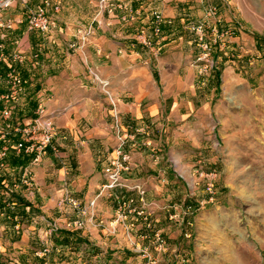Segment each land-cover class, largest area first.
<instances>
[{
	"label": "rangeland",
	"instance_id": "rangeland-1",
	"mask_svg": "<svg viewBox=\"0 0 264 264\" xmlns=\"http://www.w3.org/2000/svg\"><path fill=\"white\" fill-rule=\"evenodd\" d=\"M203 1L204 10L207 5L216 6L210 0ZM217 2L220 5L216 6L210 22L216 21L220 28L231 30L234 35L219 37L224 46L213 47L210 58L215 61L214 68L210 70V67L195 63L199 49L190 29L202 20L204 11L202 18L188 29L194 41L192 46L187 45V56L165 65L167 75L178 76H169L176 84L179 79L184 84L187 69L192 71L191 78L187 79L191 88L187 90L186 86H181L184 92L178 96L179 101L192 102V107L187 108V112L169 107L162 109L159 118L145 125L143 130L142 127L125 128L124 137L119 135L118 145L112 150L114 157L110 163L102 164V182L94 198L85 206L65 190L61 200L47 212L44 208L29 212L23 224L17 223L18 227L13 229L20 233L30 232L33 249L23 252L18 260L10 255L13 250L5 248V255L0 254V264H16L14 259L20 264L22 260L25 264H147L149 260L152 264H264V0ZM14 6L1 14L14 15ZM228 7L231 9L226 18L222 10H229ZM153 12L134 13L133 19L127 21L120 19L122 14H113L127 25L141 17L130 41L132 48L141 45L136 37L138 31L150 33ZM27 15L26 27H22L25 21L18 24L14 37L18 43H28L29 49L22 51V46L15 44L10 46L12 50L4 48L7 54L22 55L24 60L20 64H24L25 58L30 60L29 64L34 63V54L30 55L31 40L59 39L62 38L60 33H65L56 26L47 33L31 31ZM99 29L100 26L95 30ZM91 32L89 29L83 31L86 36ZM78 33L80 31H75V35L79 36ZM152 40L154 45L150 48L141 46L157 58L162 53L157 43L161 35ZM75 47L71 44L67 49ZM173 50L180 56V47ZM16 73L24 80L30 75L27 83L29 89L34 88L31 71L26 70V75ZM215 76L219 85H216ZM154 77L158 80L156 75ZM96 81L101 84L104 96L112 102L114 97L108 89L109 83L98 78ZM159 83L163 100L166 86L160 78ZM0 91L5 92L6 86L1 85ZM21 101L20 98L11 105L10 121L16 125H26L33 117L26 116L30 111H25L26 103ZM0 105L3 127L1 102ZM113 118L118 130V113ZM51 124L54 127L52 147L57 152L55 141L65 139V135ZM8 131L5 138H0L6 146L17 139V135ZM115 161L121 164L119 180L113 188L104 189L105 170H112ZM54 182L57 183L50 184ZM46 185L49 187L48 183ZM47 189L44 187L40 194ZM66 194L74 199L73 204L63 202ZM27 195L32 201L38 196L35 184ZM99 198L112 209L113 215L107 221L109 235L106 236H110L109 241L116 238V245L107 252H89L75 233L83 229L89 213H93V221H97L95 224L103 231V220L100 223L101 217H96L97 211H94ZM90 202H94V207H89ZM79 209H86L88 215L80 216ZM77 221L82 225L78 226ZM99 235L102 237L100 232ZM119 240L122 244H118Z\"/></svg>",
	"mask_w": 264,
	"mask_h": 264
},
{
	"label": "crops",
	"instance_id": "crops-1",
	"mask_svg": "<svg viewBox=\"0 0 264 264\" xmlns=\"http://www.w3.org/2000/svg\"><path fill=\"white\" fill-rule=\"evenodd\" d=\"M42 1L15 0L13 3L15 14L7 16L3 13L4 19L9 21L11 28L4 27L0 30V45L3 47L0 49V54L7 55V60L0 59V72L4 74L11 70L14 73L24 72L26 75L28 70L33 77V89H29L30 84L27 83L30 75L27 74L25 80L22 78L24 92L21 102L26 103L25 111H30L26 112V116L32 117L37 106L42 105L46 119L59 129L60 134L65 135V139L55 141L57 152L49 150L36 167H30L34 178L33 184L38 194L35 200L32 201L28 197L26 189L22 186L14 187L16 180L14 181L13 178L17 177L20 181L28 164L17 171L6 164L0 169V178L3 179L0 183L2 203L8 199L11 190L18 191L20 196L30 203L32 211H26L29 207H26L25 211L31 213L35 208L41 210L44 208L47 212L61 200L65 190L86 206L97 194L102 182L100 173L102 164L110 163L114 157L115 153L112 150L118 145L119 135L124 137L127 131L125 128L129 127L132 130V127L134 129L142 127L143 130L145 125L153 124L155 118H159L162 109L169 107L175 111L182 109V112H187V108L192 107V102L178 100V96L184 92L180 87L186 86L189 90L192 86L187 84L192 71L187 69L184 84L180 79L176 84L169 76L171 78L178 76L174 73L167 75L165 65L175 62V58L181 60L187 56V45L192 46L194 41L188 29L192 23L202 18L205 7L203 0H110L128 5L137 14L149 11L162 14L164 23L161 40L157 42L162 53L156 58L141 45L133 48L130 45L141 17H136L134 23L127 25L114 17L115 14L101 11L98 8L99 0H51L52 3L59 5L57 13L50 11L56 29L65 33H60L62 38L57 39L54 36L55 38L49 41L44 37L30 39V55L34 54L32 55V63H34L29 64L30 60L25 58L24 64H20L24 57L21 62H16L12 60L13 54L4 51L12 50L10 46L13 44L17 47L22 46L20 49L22 51L29 49L28 43L25 45L24 42L15 41V30L19 28L18 24L26 20V14L39 7ZM210 1L217 7L220 5L217 0ZM234 2L235 0L231 2L229 0L230 4ZM228 9L222 10L226 18L231 8ZM115 13L124 15L121 11ZM3 15L0 14L1 17ZM96 25L100 26L97 31ZM22 27H26V21ZM87 29L92 31L88 36L83 33ZM75 31H80L78 33L80 35H75ZM71 44L76 45L75 49H67ZM174 47H180V56L174 53ZM29 66L32 69L25 68ZM171 68L173 70L174 66ZM224 75L227 77V72ZM96 78L109 83L108 89L114 97L112 102L104 96V90L101 84L97 83ZM159 78L166 86L163 100L160 99ZM115 113H118L119 118L118 130L115 128L116 123L113 118ZM186 119L187 117L184 120ZM1 127L2 125L0 130ZM136 139L140 138L136 137ZM2 144L0 140V145ZM52 181L57 183L51 185ZM44 187L49 189L40 194V190ZM8 207L9 205L5 204L0 208V254L5 255L3 250L7 248L13 250L10 255L19 260L23 252L28 250L31 252L33 242L30 240V232L14 231V226H11L12 220H8L6 216ZM95 208L96 217H101L100 220H103V231L95 224L97 221L89 218L83 229L76 232L75 236L79 238V242L83 241L84 245H87V251L107 252L108 248L111 250L116 245L114 244L116 238L109 241L110 236H106L109 235L107 221L112 217L113 212L101 198L97 200ZM19 224L22 225L23 222ZM60 234L62 236L63 232ZM122 242L119 240L118 244ZM18 260L14 259L16 264H20ZM21 262L25 264L23 260Z\"/></svg>",
	"mask_w": 264,
	"mask_h": 264
},
{
	"label": "built area",
	"instance_id": "built-area-1",
	"mask_svg": "<svg viewBox=\"0 0 264 264\" xmlns=\"http://www.w3.org/2000/svg\"><path fill=\"white\" fill-rule=\"evenodd\" d=\"M14 1L15 0H0V14L2 11L10 8ZM98 8L101 11H105L107 14H114L116 11H121L124 15H122L120 19L123 21H127L129 18L133 19L134 17L133 10L128 5L121 2L99 0ZM216 8V6L211 7V5H207L202 20L195 25H190V30L195 35L196 46L199 49V54L196 57L195 63L205 65L207 68L210 67V70L215 66L214 59L212 57L210 58L213 47L216 45L224 46V43H222V40L219 39V37L229 38L234 35L231 30L220 28L216 21L214 23L210 22L209 18L214 15ZM51 10L53 13H57L59 11V5L57 3H52L51 0H43L39 7L30 11L27 15V25L29 30L38 33L49 32L55 26V21L50 13ZM1 19L2 17L0 16V30L4 27L10 29L9 21H3ZM163 23L164 18L162 15L154 11L152 14L150 33H147L144 30L138 31L136 37H138L137 40H140V44L146 48L153 46L154 43L152 37H160ZM207 35L210 36L209 39H207ZM0 49H2L1 45ZM11 57L13 61H22V56L20 54H13ZM0 59L7 60V57L5 54L1 53ZM1 85L6 86V91L0 92V102L3 105L1 115L5 121V124L2 127L3 132L5 131V133L1 132L0 138H5V135L9 132L8 130H10L14 135H17V140L7 146L5 144L0 145V169L5 166L2 159L9 148H11L16 154L22 153L26 156H30L29 163L24 170L23 176L19 183L14 185V187H17V185L22 186L28 191L33 185V177L30 172V167L37 166L49 150L54 151V147H52L54 127L51 122L46 119L44 114L45 110L42 105L37 106L34 115L28 124L16 125L12 123L10 121L12 116L11 105L16 104L20 100L24 92V83L18 74L9 70L4 74L0 72V87ZM120 168L121 164L116 162L112 170H105L106 183L103 185L104 189H111L116 185L119 180L118 174ZM63 202L73 204L74 199L66 194L65 198H63ZM93 205L94 202L89 203V207H94ZM78 212L80 216L88 215L86 209H79ZM88 216L91 219L94 217L93 213H89ZM118 217L123 218L125 215H118ZM77 222L78 226L82 225L81 221ZM100 223H102V221H100ZM15 226L18 227V224ZM147 264L152 263L149 260Z\"/></svg>",
	"mask_w": 264,
	"mask_h": 264
},
{
	"label": "trees",
	"instance_id": "trees-1",
	"mask_svg": "<svg viewBox=\"0 0 264 264\" xmlns=\"http://www.w3.org/2000/svg\"><path fill=\"white\" fill-rule=\"evenodd\" d=\"M13 68V65L11 66ZM216 76L214 77V79ZM216 85H219V81L216 78ZM17 140V139H16ZM15 142V141H14ZM30 160V156H26L22 153L16 154L11 148L5 153V156L2 159V162L6 164L9 168L16 170L21 169L28 164ZM19 178L16 177L15 183H19ZM2 178H0V183L2 182ZM14 183V184H15ZM5 204L9 205V209L7 211V218L11 221V226H15L17 223H22L26 218L29 217V212L25 211L26 207H29V210L32 211V207L30 203L20 196L18 191L11 190L9 192L8 199L2 203L0 200V208H3ZM14 205V207H13ZM11 207V209H10Z\"/></svg>",
	"mask_w": 264,
	"mask_h": 264
},
{
	"label": "bare ground",
	"instance_id": "bare-ground-1",
	"mask_svg": "<svg viewBox=\"0 0 264 264\" xmlns=\"http://www.w3.org/2000/svg\"><path fill=\"white\" fill-rule=\"evenodd\" d=\"M228 100H229L230 102H232V100H231L230 98H228Z\"/></svg>",
	"mask_w": 264,
	"mask_h": 264
}]
</instances>
